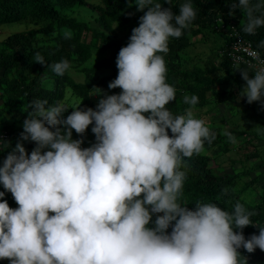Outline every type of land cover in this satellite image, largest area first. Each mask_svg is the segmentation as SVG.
<instances>
[{
    "label": "trees",
    "instance_id": "trees-1",
    "mask_svg": "<svg viewBox=\"0 0 264 264\" xmlns=\"http://www.w3.org/2000/svg\"><path fill=\"white\" fill-rule=\"evenodd\" d=\"M78 7L98 27L64 13ZM22 21L35 27L0 39V216L48 248L41 264H58L47 251H63L62 264H99L87 258L92 248L117 255L105 264H264V184L251 208L246 187L211 172L201 154L229 151V137L214 126L193 138L186 116L210 106L217 81L232 84L215 89L227 100L252 82L222 51L235 29L264 52V0H0L1 27ZM193 37L211 40L212 53L188 69ZM128 39L148 50L118 63ZM94 51L110 54L74 82L67 68ZM66 93L79 103L73 113L59 108ZM134 113L142 125L129 126ZM5 257L0 246V264Z\"/></svg>",
    "mask_w": 264,
    "mask_h": 264
},
{
    "label": "rangeland",
    "instance_id": "rangeland-1",
    "mask_svg": "<svg viewBox=\"0 0 264 264\" xmlns=\"http://www.w3.org/2000/svg\"><path fill=\"white\" fill-rule=\"evenodd\" d=\"M89 1L91 4L100 3V0ZM64 13L70 17L74 16L77 20H84L90 26L98 27L96 25L97 15L93 10L78 7L65 10ZM33 27L35 26L32 23L26 21L5 24L3 27L0 26V39L11 33L21 32ZM45 40L47 38L43 36V41L45 42ZM191 42V46L183 54L184 67L188 69H191L193 65L202 66L207 61L206 57L211 55L213 45L211 40L205 41L200 37H193ZM126 43L129 44L132 53L148 50L136 39H129ZM102 57H106V55H102ZM127 57H131V54H127ZM70 74L73 75L75 80H79L76 77L78 73L71 71ZM226 78L229 80L228 77ZM229 84L231 83L222 84V86L227 88ZM97 96L98 98L95 101L105 103L109 100V97L104 93ZM1 106L2 102L0 101ZM206 109L191 107L188 111L187 120L195 124L191 136L199 138L213 134L215 131L213 127L217 126L222 131L221 133L230 139L229 151L221 152L218 146L202 149L206 154V167L215 174L232 175L234 182L238 180L246 187L249 197L247 202H252L251 208L259 205L262 185L264 184V92L247 89L246 97L243 99L238 98L233 103L219 104L209 111H206ZM238 131H243L246 135L238 136ZM253 133L257 134L255 139L252 138ZM42 146L43 144L38 145V147ZM54 165L56 168L64 167L61 163H55ZM149 166L151 165L149 164ZM93 178L95 179V177ZM22 231L12 221H4L0 216V246L5 251L7 263L41 264L40 256L48 248L44 249L43 245L33 247L24 238ZM60 244L63 245L64 242ZM47 252L46 257L49 261L54 258H57L58 264L69 261L66 254L62 253L63 251ZM89 252L87 258L94 256L95 262H99V264L115 261L117 257L115 253L108 250L96 251V248H92Z\"/></svg>",
    "mask_w": 264,
    "mask_h": 264
},
{
    "label": "clouds",
    "instance_id": "clouds-1",
    "mask_svg": "<svg viewBox=\"0 0 264 264\" xmlns=\"http://www.w3.org/2000/svg\"><path fill=\"white\" fill-rule=\"evenodd\" d=\"M227 37H228V34H227ZM228 38H229V40H228L229 43L225 47V49L222 51V56L226 57V59L228 60V62H230V64L232 66H237V67H240L241 69H245L244 72H246L247 74H250L252 76V82L249 83V85L244 86V93L241 95H238L236 99L245 98L247 89H249L251 91H259V92L263 93L264 92V81H263L264 75H263V70H261V68H264V52L262 50L256 48V47H254L253 44L249 40H247L245 37H243L235 29H233L232 32H229ZM211 40H213L212 37H211ZM221 41H223L222 38H221ZM124 52L125 53L122 54L121 58L119 59L120 62H118V63H121V62L128 63L131 61L133 56L136 54V53H132V51H128L126 49L124 50ZM109 54H110L109 51H94L92 54V60H88L78 69L73 68V67H68L67 73L70 76V78L73 79L74 82L80 83V82L84 81V78H85V73L81 68L82 67L83 68L90 67V66L94 65L96 62L108 58ZM127 54H131V57L128 58ZM102 55H106V57H102ZM115 64H117V63H115ZM115 64H112V67ZM71 71L74 73H78L76 75V77L79 80H75L73 78V75L70 74ZM151 81L152 80L150 79V82ZM228 86L229 87H227V88L223 87L222 84H220L219 81H217V83L214 85V87H212L210 90H208L206 92V95H205V100L210 104V106L198 107L196 105H192L191 107L200 108V109L207 108L206 111H209L210 109H213L214 107H216L219 104L235 102L236 101L235 98L232 100H227L223 96L215 93L216 92L215 89H221L222 88L224 90H229L232 87V84H229ZM97 95L98 94H93V93L91 94L90 98L94 103L100 104V105L108 103V102L101 103V102L95 101V99L98 98ZM78 105H79L78 101L75 100L70 94L66 93L64 104H63V106L61 105L59 108L64 107L61 112H67V113L72 112L73 113L74 110L78 107ZM191 107L189 106L188 110L186 111L187 117H188V111L191 109ZM110 113L112 116L117 117V118L119 117V114H120V112L118 110H113ZM141 116H142L141 113H134L132 116L127 117L126 121H128L129 126L131 124H135L136 126L142 125ZM115 121L123 122L125 120L122 119V120H115ZM129 126H125V127H129ZM125 127H122V128H125ZM0 133H3V132H0ZM238 136H241V135H238ZM0 147H1V144H0ZM201 154H204L202 149H201ZM204 155H206V154H204ZM222 175H225V174H222ZM146 176L142 177V176L138 175L137 177H135L136 183L147 182V184H151L152 181H155V182L159 181V179L154 180L152 177H148L149 175H146ZM131 183H132V185L135 184L133 181Z\"/></svg>",
    "mask_w": 264,
    "mask_h": 264
},
{
    "label": "built area",
    "instance_id": "built-area-1",
    "mask_svg": "<svg viewBox=\"0 0 264 264\" xmlns=\"http://www.w3.org/2000/svg\"><path fill=\"white\" fill-rule=\"evenodd\" d=\"M261 70H263V75H264V68H261ZM264 81V79H263ZM6 137V134L3 132V133H0V144H1V139Z\"/></svg>",
    "mask_w": 264,
    "mask_h": 264
}]
</instances>
